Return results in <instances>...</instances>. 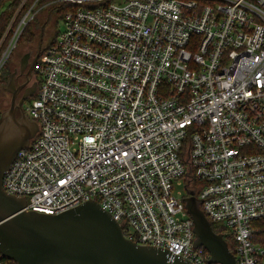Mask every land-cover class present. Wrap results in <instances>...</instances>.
I'll list each match as a JSON object with an SVG mask.
<instances>
[{"label": "built area", "instance_id": "2783aa9c", "mask_svg": "<svg viewBox=\"0 0 264 264\" xmlns=\"http://www.w3.org/2000/svg\"><path fill=\"white\" fill-rule=\"evenodd\" d=\"M26 2L0 36V69L42 9L8 40ZM54 3L63 29L24 107L39 129L4 190L49 214L97 201L130 241L221 264L194 246L193 190L236 264H264L252 226L264 218V0Z\"/></svg>", "mask_w": 264, "mask_h": 264}, {"label": "water", "instance_id": "95a60500", "mask_svg": "<svg viewBox=\"0 0 264 264\" xmlns=\"http://www.w3.org/2000/svg\"><path fill=\"white\" fill-rule=\"evenodd\" d=\"M12 74L10 108L0 116V253L16 264H192L169 250L127 239L121 225L97 201L60 213L25 210L26 198L3 188L5 172L17 152L28 146L39 126L22 110L16 116L17 92ZM185 198L194 221L195 247H204L210 263L236 264L223 233H217L193 190Z\"/></svg>", "mask_w": 264, "mask_h": 264}, {"label": "trees", "instance_id": "16d2710c", "mask_svg": "<svg viewBox=\"0 0 264 264\" xmlns=\"http://www.w3.org/2000/svg\"><path fill=\"white\" fill-rule=\"evenodd\" d=\"M23 0H0V9L5 6L6 4L7 7L2 10L0 12V36H2L6 30V28L8 27V24L10 23L12 17L14 16L16 10L18 9V7L20 6V4L22 3ZM36 0H27L26 4L24 5L21 13L19 14L16 22L14 23V26L11 28L10 34H9V39H11L18 23L20 22L21 18L24 16V14L29 10V8L33 5V3ZM57 0H38L37 4V8H42L40 11L42 10H47L46 13V17L45 19L39 23L38 18H39V12L35 15V17L27 24V26L25 27V29L23 30L21 36L18 39V43H20V40H27L28 43L30 44H35V42L37 43L40 33L39 30L41 32L42 30V25L46 24V28L48 27V25L50 23H52V20L56 21V19H60L63 16V12L64 10L61 9L59 7V5H57L56 3H54ZM57 37V36H56ZM56 37H54L51 41H49V43H53L56 39ZM8 45V41L6 42L3 50H5L7 48ZM13 53V51H12ZM11 53V54H12ZM12 56L10 55L9 59ZM8 59V60H9ZM7 60V61H8ZM7 63V62H6ZM5 63V64H6ZM9 78V74H8V69H5V72L0 76V86H4L7 83V80ZM35 97V96H34ZM187 151V150H186ZM185 151V153H186ZM195 187H198V183L195 181H192ZM213 229L215 232L219 233L222 232L223 229L221 228L220 225L213 223ZM252 226L254 229V241L256 243L261 244L262 246H264V218L263 219H258V220H254L252 222ZM225 239L228 241L229 246L230 247H234V240L231 239L230 237H228L227 235L225 236ZM2 260L4 262V264H16V262H14L13 260H10L8 258H5L2 256Z\"/></svg>", "mask_w": 264, "mask_h": 264}, {"label": "flooded vegetation", "instance_id": "af4514ba", "mask_svg": "<svg viewBox=\"0 0 264 264\" xmlns=\"http://www.w3.org/2000/svg\"><path fill=\"white\" fill-rule=\"evenodd\" d=\"M46 29V24H44L37 43L34 44L32 49L25 51L20 56L19 65L12 73L15 76L14 90L17 92V104H21L16 108L17 118H21L25 105L38 93L40 79L37 75V67L42 53L49 43L46 40ZM24 114L28 117L25 111Z\"/></svg>", "mask_w": 264, "mask_h": 264}, {"label": "rangeland", "instance_id": "374dc122", "mask_svg": "<svg viewBox=\"0 0 264 264\" xmlns=\"http://www.w3.org/2000/svg\"><path fill=\"white\" fill-rule=\"evenodd\" d=\"M8 4L3 6L0 9V12L4 10L7 7ZM47 10H42L39 12V23L42 22L47 13ZM17 20V19H16ZM15 20V21H16ZM14 26V24H13ZM43 26V25H42ZM63 29V21L60 19H56V21L52 20V23H50L46 29V40L51 41L54 37H56L60 31ZM40 33V30H39ZM10 34V33H9ZM9 37V35H8ZM18 43V42H17ZM36 43V42H35ZM34 47V44L28 43L27 40H20V43L16 45V47L13 49V53L11 54V58L7 61L6 64L0 69V76L5 72V69H8L9 78L7 80L6 85L0 86V116L3 112L7 111L10 108L11 100H12V93L8 89V84L11 80V76L13 73V70L16 69V67L19 65V58L20 56L25 52ZM28 114V113H27Z\"/></svg>", "mask_w": 264, "mask_h": 264}]
</instances>
